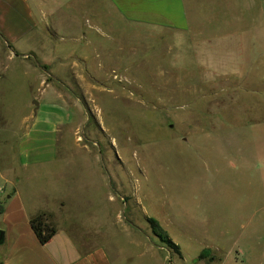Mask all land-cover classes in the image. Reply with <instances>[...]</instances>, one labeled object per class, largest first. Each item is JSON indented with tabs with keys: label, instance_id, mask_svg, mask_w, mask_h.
Here are the masks:
<instances>
[{
	"label": "rangeland",
	"instance_id": "374dc122",
	"mask_svg": "<svg viewBox=\"0 0 264 264\" xmlns=\"http://www.w3.org/2000/svg\"><path fill=\"white\" fill-rule=\"evenodd\" d=\"M232 5L224 1L219 22L237 17ZM100 15L38 19L39 40L20 52L37 51L10 62L6 46L0 56V124L15 128L0 133V145L13 142L24 117L41 134L26 140L39 160L31 198L63 195L75 212H115L138 228L142 238L95 237L112 240L121 264H264L262 14L201 38ZM242 29L243 46L228 39ZM240 46L243 65L249 57L256 69L240 63Z\"/></svg>",
	"mask_w": 264,
	"mask_h": 264
},
{
	"label": "crops",
	"instance_id": "0c3cea01",
	"mask_svg": "<svg viewBox=\"0 0 264 264\" xmlns=\"http://www.w3.org/2000/svg\"><path fill=\"white\" fill-rule=\"evenodd\" d=\"M224 1L0 0V56L3 57L7 50L10 62H15L19 58L18 54L26 55L37 51L38 48L35 51L20 52L28 42L39 40L35 31L36 20L52 19L58 12L65 18L80 20L99 19L101 11H105L125 23L152 30H169L174 36L199 38L205 29L213 36L218 35L221 30L229 29L231 20L240 22L247 16L246 19L252 26L259 23V13L264 19V0H231L232 11L237 17L219 22ZM200 21L214 23L205 28L198 26ZM245 31L239 30L229 35L228 39L237 37L241 45L243 41L240 39ZM242 46L236 51L241 54L242 60H239L243 65ZM250 62L251 65H248ZM254 66V60L248 57L244 67L256 69ZM29 120L26 117L22 119V125L20 124L17 133L13 135V142H3L0 145V148L9 146L8 157L1 156L0 153V204L3 208L0 213V231L4 234L0 242V264H121L120 251L112 246V240L100 243L95 237L106 235L110 231L114 236L123 232L129 237L137 234L142 238L140 231L133 228V225L119 223L115 212L113 216L110 213L107 215L105 211L95 214L91 209L75 212L63 195L54 199L48 195L49 200L40 202L31 198L34 190L29 181V170L35 167L39 160L35 151L27 150L29 146L26 140L30 139L31 135L36 138L37 135L41 137V134L35 125L27 124ZM10 123L0 124V133L14 131L15 128H10ZM5 170L11 172L9 176L5 175ZM66 179L69 178L66 176ZM107 198L115 201L110 195ZM87 203L84 201L85 205H88ZM37 217L43 218L56 230L45 245L40 244L30 226V221ZM144 238L146 248L158 252L148 238Z\"/></svg>",
	"mask_w": 264,
	"mask_h": 264
},
{
	"label": "trees",
	"instance_id": "16d2710c",
	"mask_svg": "<svg viewBox=\"0 0 264 264\" xmlns=\"http://www.w3.org/2000/svg\"><path fill=\"white\" fill-rule=\"evenodd\" d=\"M3 208L0 204V213ZM147 222L151 228L152 234L164 245L176 250L178 252V248L176 245L172 243V241L168 238L167 234L162 230L158 222L153 218H148ZM30 226L36 235L40 244L45 245L48 241L54 236L56 230L51 227L43 218L37 217L30 221ZM136 228V227H135ZM138 229V228H136ZM209 250H204L199 255V258L207 257Z\"/></svg>",
	"mask_w": 264,
	"mask_h": 264
},
{
	"label": "water",
	"instance_id": "95a60500",
	"mask_svg": "<svg viewBox=\"0 0 264 264\" xmlns=\"http://www.w3.org/2000/svg\"><path fill=\"white\" fill-rule=\"evenodd\" d=\"M34 105H35V106H38V103H37L36 101H34ZM3 236H4L3 232L0 231V242H2V240H3Z\"/></svg>",
	"mask_w": 264,
	"mask_h": 264
}]
</instances>
